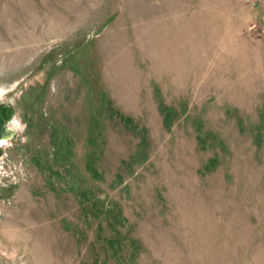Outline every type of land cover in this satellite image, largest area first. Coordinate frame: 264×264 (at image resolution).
<instances>
[{
    "label": "rangeland",
    "instance_id": "rangeland-1",
    "mask_svg": "<svg viewBox=\"0 0 264 264\" xmlns=\"http://www.w3.org/2000/svg\"><path fill=\"white\" fill-rule=\"evenodd\" d=\"M0 103V264H264V0H0Z\"/></svg>",
    "mask_w": 264,
    "mask_h": 264
},
{
    "label": "built area",
    "instance_id": "built-area-1",
    "mask_svg": "<svg viewBox=\"0 0 264 264\" xmlns=\"http://www.w3.org/2000/svg\"><path fill=\"white\" fill-rule=\"evenodd\" d=\"M7 163H9V162H8L6 156L0 155V179L3 180L4 177L7 176L9 178H13V179L18 181L21 178V176H19L18 173H22V171L19 170V168H18L19 165L13 164L12 169H10L9 166L7 165Z\"/></svg>",
    "mask_w": 264,
    "mask_h": 264
},
{
    "label": "bare ground",
    "instance_id": "bare-ground-1",
    "mask_svg": "<svg viewBox=\"0 0 264 264\" xmlns=\"http://www.w3.org/2000/svg\"><path fill=\"white\" fill-rule=\"evenodd\" d=\"M4 111L6 112V114L4 113ZM2 114L8 118V121H6V119L4 118V127L2 128L3 129V132L0 133V138H1V142L4 143V141H7L8 139H10L12 137V128L10 126V123L11 121L14 119V109L12 107V109H9V108H3V111H2Z\"/></svg>",
    "mask_w": 264,
    "mask_h": 264
},
{
    "label": "water",
    "instance_id": "water-1",
    "mask_svg": "<svg viewBox=\"0 0 264 264\" xmlns=\"http://www.w3.org/2000/svg\"><path fill=\"white\" fill-rule=\"evenodd\" d=\"M5 108V107H4ZM6 108H9V109H12V107H6ZM4 113L6 114V112L4 111ZM5 114L3 115L2 114V117L0 116V133H2L3 132V127H4V125H5V123H4V118L6 119V121L7 122H9L8 121V118L5 116ZM3 118V119H2ZM12 136H13V131H12ZM12 138V137H11ZM1 139V138H0ZM0 144H3V142H1ZM0 153H1V150H0Z\"/></svg>",
    "mask_w": 264,
    "mask_h": 264
},
{
    "label": "flooded vegetation",
    "instance_id": "flooded-vegetation-1",
    "mask_svg": "<svg viewBox=\"0 0 264 264\" xmlns=\"http://www.w3.org/2000/svg\"><path fill=\"white\" fill-rule=\"evenodd\" d=\"M0 106L2 107V108H4V107H7V105H5V104H2V103H0ZM2 111H3V109H1ZM0 116H2V112H1V114H0ZM3 119V118H2ZM5 122V121H4ZM0 143H1V139H0ZM5 143V142H4ZM0 146H1V144H0ZM1 150V149H0Z\"/></svg>",
    "mask_w": 264,
    "mask_h": 264
}]
</instances>
